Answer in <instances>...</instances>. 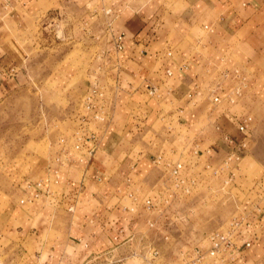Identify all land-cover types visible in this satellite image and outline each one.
Wrapping results in <instances>:
<instances>
[{
    "label": "crops",
    "instance_id": "0c3cea01",
    "mask_svg": "<svg viewBox=\"0 0 264 264\" xmlns=\"http://www.w3.org/2000/svg\"><path fill=\"white\" fill-rule=\"evenodd\" d=\"M28 2L31 28L42 13L40 20L77 24L81 39L90 38L96 57L85 96L94 84L105 87L111 112L104 125L94 126V153L56 143L33 169L13 176L23 218L0 230V256L4 264H31L34 236L46 255L39 264L127 260L143 238L157 237L148 226L165 209L176 162L185 164V178H203L201 156L226 151V136L250 143L254 123L245 135L238 129L245 117L253 118L250 94L264 95L262 78L253 72L264 55V0H13L8 9L0 6V28L13 13L10 18L23 24ZM5 52L0 46V101L30 76ZM236 84L246 89L232 104ZM236 190L235 215L250 223L239 240L253 241L240 260L264 264V178ZM147 199L158 210H148Z\"/></svg>",
    "mask_w": 264,
    "mask_h": 264
},
{
    "label": "rangeland",
    "instance_id": "374dc122",
    "mask_svg": "<svg viewBox=\"0 0 264 264\" xmlns=\"http://www.w3.org/2000/svg\"><path fill=\"white\" fill-rule=\"evenodd\" d=\"M28 3L30 17L24 12L26 19L23 24L10 18L13 13L0 28V46L6 50L10 60L19 67L23 66L30 74L28 82L19 89L7 91L8 95L0 101V230L10 225L11 219L17 218L18 221L12 223L19 226L23 218L18 213L13 176L33 169L38 158L49 154L56 143L73 147L76 139L82 137L79 134L81 121L77 115L87 114L85 106H82L86 92L85 77L96 57L90 38L81 39L83 29L77 24L66 26L57 19L46 21V17L40 20L44 16L41 13L31 28V2ZM31 30L36 39H31ZM261 39L259 47L263 50L264 38ZM258 58L253 72L264 83V55ZM242 78L247 80L248 76ZM254 93L247 100L249 114L253 116V133L247 150L238 161L233 160L232 172L222 168L224 160L229 157L228 148L221 153L220 150L201 156L206 161V175L193 177L197 182L192 195L179 198L180 202L177 200L175 204L169 203L171 207L165 203V209H159L160 220L152 221L157 223L156 226H148L158 238L152 232L150 237L141 240L131 255L126 256L127 260L113 264H183L182 252L193 248L203 236L229 228L236 219L247 218L235 215L233 198L237 186L250 188L255 180L264 178V95ZM242 96H233L235 102L232 104ZM233 172V181L226 185L227 176L231 178ZM198 174L203 173L200 171ZM14 237L10 235L11 240ZM37 242L38 239L32 236L31 264H39V259L46 256L42 254L43 248L35 246ZM155 252L159 254L155 255ZM0 261L4 264L1 256ZM90 264L110 262L98 259Z\"/></svg>",
    "mask_w": 264,
    "mask_h": 264
},
{
    "label": "built area",
    "instance_id": "2783aa9c",
    "mask_svg": "<svg viewBox=\"0 0 264 264\" xmlns=\"http://www.w3.org/2000/svg\"><path fill=\"white\" fill-rule=\"evenodd\" d=\"M11 5L10 0H0V6L8 9ZM110 11H108L109 13ZM123 37H119L117 40V50H123ZM244 87L235 88L229 94V101L234 103L233 96H242ZM215 103L220 102V97L213 98ZM85 112L87 114H79L78 119L81 121L80 136L76 139V144L73 146L76 150L80 151L86 149L87 153L92 154L97 149L98 145V128H94L95 125H104L111 112V101L108 95V91L105 87L94 84L84 100ZM84 112V113H85ZM253 122V118L247 116L239 125L238 131L240 134H247L250 125ZM78 134V135H79ZM225 141L228 145V155L222 164V168L229 169V173L233 160L238 161L241 155L247 150L246 138L238 139V137L226 136ZM64 144V143H63ZM65 146V145H64ZM210 154V151H208ZM210 168V164L208 165ZM221 168V167H219ZM186 166L182 162H176L170 169V177L173 181V187L169 193V197L166 199V204L173 203L176 199L183 197H190L192 194V188H194L197 180L193 177L185 178L183 172H185ZM226 170V171H227ZM235 176L232 173L231 178L226 180V185L233 181ZM144 205L148 210H158L152 200H145ZM167 207H171L169 204ZM260 220L264 222V212L261 213ZM242 219H236L231 223L229 228L224 230H216L207 234L197 245L193 246L188 251L182 252L181 258L183 264H242L240 256L246 250L251 249L253 245L252 240L240 242V237L245 225L247 227L250 223H244ZM157 223L150 222L149 227L154 228ZM155 252V255H158Z\"/></svg>",
    "mask_w": 264,
    "mask_h": 264
}]
</instances>
